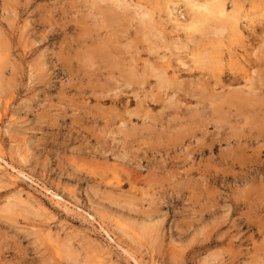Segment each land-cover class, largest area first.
Instances as JSON below:
<instances>
[{
    "label": "rangeland",
    "instance_id": "1",
    "mask_svg": "<svg viewBox=\"0 0 264 264\" xmlns=\"http://www.w3.org/2000/svg\"><path fill=\"white\" fill-rule=\"evenodd\" d=\"M127 1L111 28L108 1L0 0V264H264V0H217L223 14L199 31L172 22L190 21L183 0ZM130 69L148 87H125ZM163 70L176 95L158 92Z\"/></svg>",
    "mask_w": 264,
    "mask_h": 264
},
{
    "label": "bare ground",
    "instance_id": "2",
    "mask_svg": "<svg viewBox=\"0 0 264 264\" xmlns=\"http://www.w3.org/2000/svg\"><path fill=\"white\" fill-rule=\"evenodd\" d=\"M110 2L111 4H108L109 6H107L106 8H108V9H106L105 7H103L102 6V8H104L103 10V13L105 12V10H107L106 12H105V16H106V18H107V22L105 21V23H107V24H110L111 23V28H112V23L114 22L115 24H117V23H119L120 21L119 20H121V19H123V16H124V11H126V10H128V9H130L131 7H132V5L130 4V3H128L129 1H127L126 2V0H93V2H92V4L90 5V6H92V7H90V8H92L93 9V7L95 8V6H97L96 4L98 3H106V2ZM131 1V0H130ZM162 1V0H161ZM167 1V0H166ZM165 1V3H163V5L165 4V5H168L169 3H170V0H168L167 2ZM174 1V0H173ZM179 1V0H178ZM182 1V0H181ZM227 1V0H226ZM249 1V0H248ZM247 1V2H248ZM260 1V0H259ZM91 2V1H90ZM155 2H157V1H155ZM183 2L185 3V8L187 7V10L189 11V14H190V18H189V22L187 21L186 23H184V22H182V23H180V25H179V20L177 19V16L174 18V16H172V15H170L171 17H173V19H172V22H174L175 24L174 25H178V26H180V27H178V28H182V29H184V31L185 30H189V29H191V30H197V31H199L198 29H200L202 26H203V24L205 23V22H207L208 21V19H209V16H212V15H214V14H223V9L222 8H219L218 6V4L216 3V2H219V1H217V0H183ZM221 2H222V0H221ZM220 2V3H221ZM225 2V1H224ZM223 2V3H224ZM151 3H153V2H151ZM159 3V2H158ZM158 3H157V5H158ZM161 3V2H160ZM159 3V4H160ZM174 3V2H173ZM184 3H182V4H184ZM226 3V2H225ZM154 4V3H153ZM179 4V3H178ZM177 4V5H178ZM181 4V3H180ZM179 4V5H180ZM222 4V3H221ZM230 5H231V3H229ZM243 4H244V2H243ZM139 5V4H138ZM152 5V4H151ZM175 5V4H174ZM259 5V4H258ZM262 6H263V4H261ZM100 5H98L97 7H99ZM106 6V5H105ZM154 6L156 7V5L154 4ZM160 6V5H159ZM257 6V5H256ZM97 7L95 8V10L97 9ZM177 7V6H176ZM181 7V6H180ZM232 7V6H231ZM243 7V6H242ZM101 8V9H102ZM134 8H136L135 9V11L133 12L134 14H135V16H136V18H140L141 20V23H139V24H142L143 26H144V28H146V26L147 25H150V20L152 21V17H151V13L149 12V10L147 11V9L146 10H143V9H145V8H143V9H141L139 6H135ZM134 8H132L133 10H134ZM148 8V7H147ZM175 8V7H174ZM174 8H171V9H174ZM179 8V7H178ZM184 8V7H183ZM234 8V7H233ZM248 8V7H247ZM252 8V7H251ZM149 9V8H148ZM156 9H158V8H156ZM160 9H162V8H160ZM261 9V8H260ZM168 10V13L169 14H173V11L171 10V13H170V9H167ZM174 10H177L176 8L174 9ZM187 10H185V12L187 11ZM229 10V9H228ZM248 10V9H247ZM264 10V9H263ZM97 11H99V10H97ZM102 11V10H101ZM152 11V10H151ZM255 11H256V9H255ZM262 11V10H261ZM119 12H121V13H119ZM127 12V11H126ZM129 13H131V11L129 10L128 11ZM158 12V11H157ZM176 12V11H175ZM252 12V11H251ZM263 12V11H262ZM107 13V14H106ZM128 13V14H129ZM162 13H164V12H162ZM249 13H250V11H249ZM254 12H252V14H253ZM132 14V13H131ZM154 14L156 15V13H155V9H154ZM165 14V13H164ZM183 14V13H182ZM229 14H230V12H229ZM240 14V13H239ZM244 14V13H243ZM99 15H100V13H99ZM115 15H118V17H121V19L119 18H117L118 19V21L119 22H117V19L115 20V18L117 17H115ZM126 15V14H125ZM175 15V14H174ZM176 15H177V13H176ZM180 15V14H179ZM188 15V14H187ZM228 15V14H227ZM115 17V18H113V17ZM130 16V14L128 15V17ZM133 16V15H132ZM152 16H153V14H152ZM233 16V15H232ZM103 16H102V14H101V18H102ZM125 17H127V16H125ZM127 17V18H128ZM134 17V16H133ZM158 17V16H157ZM184 17V16H183ZM186 17V16H185ZM188 17H189V15H188ZM188 17H186V18H188ZM154 18V17H153ZM165 18V17H164ZM167 18V17H166ZM214 18H216V16L214 17ZM234 18V17H233ZM102 19H104V17L102 18ZM129 20L131 19L132 21H133V18L132 17H129L128 18ZM159 19V18H158ZM182 19V18H181ZM105 20V19H104ZM103 20V21H104ZM108 20H110L109 22H108ZM131 20H130V22H131ZM168 20V19H167ZM184 19H182L181 21H183ZM216 20V19H215ZM222 20V19H221ZM113 21V22H112ZM116 21V22H115ZM134 21H135V19H134ZM139 21V22H140ZM169 21V20H168ZM167 21V22H168ZM214 21V20H213ZM228 21V20H227ZM234 21V20H233ZM240 21V20H239ZM263 21V20H262ZM125 22H128V21H125ZM163 22H165L164 20H163ZM226 22V21H225ZM229 22V21H228ZM121 23V22H120ZM152 23V22H151ZM159 23V22H158ZM161 23V22H160ZM208 23V22H207ZM213 23V22H212ZM227 23V22H226ZM254 23V22H253ZM121 24H123V22L121 23ZM126 23H124V25H125ZM131 24V26H132V23H130ZM134 24V23H133ZM164 24H166V22L164 23ZM169 24V23H168ZM171 24V23H170ZM206 24V23H205ZM214 24H216L215 22H214ZM223 24H224V22H223ZM232 24V23H231ZM105 25V24H104ZM118 25V24H117ZM117 25H115V27L117 26ZM123 25V26H124ZM142 25H140V26H142ZM158 25V24H157ZM207 25V24H206ZM217 25V24H216ZM227 25V24H226ZM114 26V25H113ZM118 26H120V28L122 27V25H118ZM126 26H127V24H126ZM125 26V27H126ZM128 26H129V24H128ZM127 26V28H129ZM165 27H166V25H164ZM169 26H171V25H169ZM208 26V25H207ZM259 26V25H258ZM148 27V26H147ZM152 27H153V25H152ZM160 27V26H159ZM165 27H162V28H165ZM175 27V26H174ZM205 27V26H204ZM215 27V26H214ZM222 27V26H221ZM230 27H231V25H230ZM241 27V26H240ZM260 27H262V26H260ZM264 27V26H263ZM120 28H117V29H120ZM127 28H126V32L125 33H128V35H130L129 33L130 32H128L127 31ZM133 28V27H132ZM132 28H130V29H132ZM138 29H139V27H137ZM148 28H151V26L150 27H148ZM157 28V27H156ZM170 28V27H169ZM212 28H213V26H211V31H213L212 30ZM113 29H114V27H113ZM136 30V31H138V32H140L141 34L143 33V32H146V30L144 31V30H142V27H141V31H139V30ZM175 29V28H174ZM204 29V28H203ZM209 29V28H208ZM215 29H216V27H215ZM219 29V28H218ZM255 29V28H254ZM115 30H116V28H115ZM123 30V29H122ZM129 30V29H128ZM152 30H154V27H153V29ZM157 30V29H156ZM159 30V29H158ZM164 30V29H163ZM170 30V29H169ZM172 30V29H171ZM201 30V29H200ZM207 30V29H206ZM206 30H204V32H207ZM238 30V29H237ZM100 31H102V30H100ZM109 31V30H108ZM118 31V30H117ZM130 31V30H129ZM151 31V30H150ZM180 30H178V32H179ZM182 31V30H181ZM203 31V30H202ZM219 31V30H218ZM228 31V30H227ZM255 31V30H254ZM99 32V31H98ZM110 32H111V30H110ZM112 32H113V30H112ZM120 32L121 31H119V34H120ZM155 32V31H154ZM167 32V31H166ZM171 32V31H170ZM176 32H177V30H176ZM195 32V31H194ZM201 32V31H200ZM215 32V31H214ZM219 32H221V31H219ZM219 32H217V33H219ZM244 32V31H243ZM114 33H116V32H114ZM125 33H124V36H125ZM136 33V32H135ZM163 33V32H162ZM198 33V32H197ZM217 33H216V35H217ZM246 33H248V32H246ZM91 34H94V33H91ZM156 34H158V32L156 33ZM155 34V35H156ZM174 34V33H173ZM194 34V33H193ZM207 34V33H206ZM206 34H204V35H206ZM208 34H209V32H208ZM208 34H207V36H208ZM226 34V33H225ZM238 34V33H237ZM243 34V33H242ZM105 35V34H104ZM109 35V34H108ZM108 35H106V36H108ZM137 35H138V33H137ZM154 35V34H153ZM163 35H164V33H163ZM211 35V37H213L212 36V34H210ZM232 35H234V33H232ZM231 34H230V36H232ZM239 35V34H238ZM252 35V34H251ZM110 36H111V34H110ZM117 36H118V34L116 33V35H114V37H115V39L117 40ZM191 36H192V34H191ZM235 36H236V33H235ZM264 36V35H263ZM262 36V37H263ZM4 37V36H3ZM104 37V36H103ZM129 37V36H128ZM138 37V36H137ZM141 36H139V38H140ZM143 38L145 37L144 35L142 36ZM148 37V36H147ZM153 37H155V36H153ZM157 37V36H156ZM155 37V38H156ZM174 37V36H173ZM179 37V36H178ZM178 37H176V38H178ZM183 37V36H182ZM204 37H206V36H204ZM209 37V36H208ZM218 37H219V35H218ZM250 37V36H249ZM254 37V36H253ZM108 39H109V37H107ZM120 38V37H119ZM124 38V37H123ZM126 38V37H125ZM154 38V39H155ZM160 37H158L157 39H159ZM170 38H171V36H170ZM194 38V37H193ZM200 38V37H199ZM215 38V37H214ZM214 38H213V41H214ZM111 39H113V38H111ZM137 39V38H136ZM161 39H166V38H161ZM179 39H180V37H179ZM211 39V38H210ZM215 39H217V38H215ZM242 39V38H241ZM256 39H258L257 38V36H256ZM114 40V39H113ZM116 40H114V41H116ZM134 40H135V38H134ZM139 39H137V41H138ZM152 40V39H151ZM163 40V41H164ZM167 40V39H166ZM173 40V39H172ZM181 40V39H180ZM185 40V39H184ZM187 40V39H186ZM252 40V39H251ZM260 40V39H259ZM258 40V41H259ZM262 40H264V39H262ZM106 43H107V41H106V38H105V40H104ZM122 42H123V40H121ZM120 41V42H121ZM127 41V40H126ZM140 41V40H139ZM146 41V40H145ZM144 41V42H145ZM149 42H151L150 40H148ZM169 41H170V39H169ZM188 41V40H187ZM194 41V40H193ZM192 41V42H193ZM216 41V40H215ZM4 42V41H3ZM99 42H100V40H99ZM109 42V41H108ZM111 42V41H110ZM119 42V41H118ZM128 42H131V41H128ZM157 42V41H156ZM160 42V41H159ZM162 42V41H161ZM173 42V41H172ZM185 42V41H184ZM189 42V41H188ZM187 42V43H188ZM208 42V41H207ZM248 42V41H247ZM264 42V41H263ZM97 43V42H96ZM135 43V42H134ZM138 43V42H137ZM139 43H141V42H139ZM147 43L148 42H146L145 43V45H147ZM154 43V42H153ZM158 43V42H157ZM164 43V42H163ZM194 43H196L195 41H194ZM202 43V42H201ZM220 43H223V41H221ZM226 42H224L223 44H225ZM244 43V42H243ZM246 43V42H245ZM100 44H102V43H100ZM100 44H98V45H100ZM110 44V43H109ZM124 44H127V43H124ZM149 44V43H148ZM159 44V43H158ZM168 44H170V43H168ZM178 44V43H177ZM182 44V43H181ZM198 44V43H197ZM210 45H211V43H209ZM238 44H239V42H238ZM246 44H248V43H246ZM245 44V45H246ZM251 44H252V42H251ZM259 44V43H258ZM117 45H119V44H117ZM129 46H130V44H128ZM132 45H133V43H132ZM135 46H136V43L134 44ZM139 45V44H138ZM154 44H151V46L154 48L155 46H153ZM175 45H176V43H175ZM180 45V44H179ZM184 45H185V43H184ZM103 46H105L104 44L102 45V48L101 47H99V49H101V51L103 50L104 51V47ZM110 46V45H109ZM114 45L112 44V47H113ZM121 46V44L119 45V47ZM135 46H132V48L133 47H135ZM140 46H141V44H140ZM139 46V47H140ZM160 46H161V44H160ZM166 46V45H165ZM173 46V45H172ZM171 46V47H172ZM181 46V45H180ZM186 46V45H185ZM196 46V45H195ZM208 46V45H207ZM213 46V45H212ZM217 46H218V43H217ZM221 46V45H220ZM256 46V45H255ZM254 46V47H255ZM8 47V46H7ZM93 47V49H95V47L94 46H92ZM111 47V46H110ZM122 47H123V45H122ZM121 47V48H122ZM143 47V46H142ZM175 47H178V46H175ZM188 47V46H187ZM209 47V46H208ZM230 47V46H229ZM253 47V46H252ZM253 47V48H254ZM258 47V46H257ZM262 47V46H261ZM2 48V47H1ZM85 48V47H84ZM114 48V47H113ZM115 48H117V47H115ZM136 48V47H135ZM134 48V49H135ZM144 48V47H143ZM142 48V49H143ZM147 48V47H146ZM151 48V47H150ZM153 48L152 49H150V51L151 50H153ZM162 48V47H161ZM164 48V47H163ZM167 48V47H166ZM186 48V47H185ZM191 48H192V46H191ZM200 48V47H199ZM202 48V47H201ZM218 48V47H217ZM216 48V49H217ZM223 48V47H222ZM251 48V47H250ZM259 48V47H258ZM90 49V48H89ZM118 49V48H117ZM116 49V51H118ZM126 50H128L127 48H125ZM133 49V50H134ZM149 49V48H148ZM155 49H156V47H155ZM172 48H170V50H171ZM179 49V48H178ZM206 49V48H205ZM209 49V48H208ZM213 49H214V47H213ZM216 49H214V50H216ZM260 49H262V48H260ZM109 50V49H108ZM113 50V49H112ZM121 50H123V49H121ZM125 50V51H126ZM143 50H145V49H143ZM163 51H164V49H162ZM169 50V49H168ZM177 50V49H176ZM186 50H188V49H186ZM192 50V49H191ZM201 50V49H200ZM219 50V49H218ZM217 50V51H218ZM251 50V49H250ZM258 49H256V51H257ZM93 51H95V50H93ZM120 51V50H119ZM124 51V50H123ZM171 51H174V50H171ZM181 51H183V49H182V47H181ZM193 51H195V50H193ZM205 51V50H204ZM208 51H210V50H208ZM2 52V51H1ZM86 52H88V50L86 51ZM85 52V53H86ZM112 52V51H111ZM110 51H108V53H111ZM114 52V51H113ZM128 52H129V50H128ZM127 51L126 52H123V53H128ZM134 52V51H133ZM135 52H137V50L135 51ZM140 51L138 50V53H139ZM160 52H162V51H160ZM175 52V51H174ZM177 52H179V51H176V53ZM187 52V51H186ZM197 52V51H196ZM212 52V51H211ZM229 52V51H228ZM235 52V51H234ZM246 52V51H245ZM248 52V51H247ZM254 52H255V50H254ZM261 52V51H260ZM85 53L83 54V55H85ZM115 53V52H114ZM118 53V52H117ZM121 53V52H120ZM120 53H118V54H120ZM122 53V54H123ZM153 53V52H152ZM164 53V55H167V54H165V52H163ZM180 53V52H179ZM183 53V52H182ZM188 53V52H187ZM190 53H192V52H190ZM194 53V52H193ZM207 53H209V52H207ZM206 53V54H207ZM236 53V52H235ZM256 53H258V52H256ZM4 54H5V52H4ZM104 54H105V51H104ZM122 54L120 55V56H122ZM148 54V53H147ZM213 54V53H212ZM243 54V53H242ZM259 54V53H258ZM3 55V54H2ZM5 55H7V54H5ZM90 55H91V53H90ZM90 55H88L87 57L89 58V56ZM94 56L92 57V58H95L96 60L98 59V56H100V54L99 53H97L96 51L94 52V54H93ZM101 55H102V53H101ZM110 56H111V54H109ZM123 55H125V54H123ZM128 55V54H127ZM126 55V56H127ZM129 55H131L132 56V58L134 57L133 56V54L131 53V54H129ZM129 55H128V57L127 58H131V57H129ZM140 55H141V53H140ZM153 55H156L155 53L153 54ZM180 55V54H179ZM199 55V54H198ZM209 55H211L210 53H209ZM226 55V54H225ZM1 56V55H0ZM148 56V55H147ZM161 57H162V55H160ZM177 57H178V55H176ZM187 56V55H186ZM200 56V55H199ZM7 57H8V55H7ZM83 58H84V56H82ZM86 57V56H85ZM86 57V58H87ZM112 58H113V56H111ZM123 57V56H122ZM153 57V56H152ZM151 57V58H152ZM166 57V56H165ZM192 57V56H191ZM249 57H250V55H249ZM5 58V57H4ZM90 58H91V56H90ZM92 58L90 59L91 61L90 62H92ZM101 57H99V59H100ZM135 58V57H134ZM137 58V57H136ZM160 58V57H159ZM170 58V57H169ZM168 58V59H169ZM203 58V57H202ZM209 58V57H208ZM226 58H227V56H226ZM242 58V57H241ZM258 58V57H257ZM264 58V57H263ZM101 59H103V60H105V61H102V62H104V64L106 63L107 65H105L106 66V68H108L109 67V69H112V67H114V65H117L118 64V61H115V58L114 59H109V58H107L106 57V55H103L102 56V58ZM126 59V58H125ZM138 59V58H137ZM142 59H144V58H141V60ZM176 59H178V58H176ZM219 59V58H218ZM236 59V58H235ZM238 59H239V57H238ZM1 60V59H0ZM84 60H87V59H84ZM84 60H83V62H84ZM124 60V59H123ZM135 60V59H134ZM149 60V59H148ZM151 60V59H150ZM149 60V61H150ZM160 60V59H159ZM179 60V59H178ZM209 60V59H208ZM240 60V59H239ZM4 61H6V60H4ZM88 61V60H87ZM98 61V60H97ZM129 61V60H128ZM140 61V60H139ZM153 61V60H152ZM158 61V60H157ZM180 61V60H179ZM209 61H211L212 62V59L211 60H209ZM243 61V60H242ZM246 61V60H245ZM2 62V61H1ZM89 62V61H88ZM88 62H84V63H88ZM90 62L88 63V65H92L94 62H92L91 64H90ZM142 62V61H141ZM140 62V63H141ZM148 62V61H147ZM183 62V61H182ZM201 63H202V61H200ZM199 61H198V65H200L199 63H200ZM210 62V63H211ZM129 63V62H128ZM132 63V62H131ZM137 63H139V62H137ZM143 63V62H142ZM153 63H155V62H153ZM152 63V64H153ZM159 63V62H158ZM170 63V62H169ZM219 63V62H218ZM95 64H96V66H95ZM98 64L99 63H96V61H95V63L93 64L95 67H97L98 66ZM125 64V63H124ZM166 64H167V62H166ZM180 64H181V62H180ZM186 64V63H185ZM189 64V63H188ZM194 64H196V63H194ZM207 64H209V63H207ZM206 64V65H207ZM214 64V63H213ZM216 64V63H215ZM241 64V63H240ZM93 65H92V67H93ZM126 65V64H125ZM137 65V64H136ZM154 65V64H153ZM174 65V64H173ZM182 65V64H181ZM187 65V64H186ZM189 65H191V64H189ZM203 65V64H202ZM201 65V66H202ZM212 65V64H211ZM251 65V64H250ZM101 66V65H100ZM104 66V67H105ZM157 66V65H156ZM168 66H170V65H168ZM177 66V65H176ZM175 66V67H176ZM178 66H179V64H178ZM95 67H93V69L94 70H97V69H99V68H95ZM102 67H103V64H102ZM101 67V68H102ZM116 67V66H115ZM127 67V66H126ZM131 67V66H130ZM142 67L143 66H141V69H142ZM146 67H149V66H146ZM158 67H160V66H158ZM163 67V66H162ZM191 67V66H190ZM196 66H194L193 68H195ZM248 67V66H247ZM106 68H102L103 69V71H105V69ZM133 68H135V66H133L132 67V70H133ZM144 68V67H143ZM151 68V67H150ZM164 68V67H163ZM167 68H169V67H167ZM180 68H181V66H180ZM179 68V69H180ZM192 68V67H191ZM205 68V67H204ZM204 68L202 69V70H204ZM214 68V67H213ZM240 68V67H239ZM136 70H137V68H135ZM145 70H146V68H144ZM166 69V68H165ZM188 69H189V67H188ZM196 69H198V68H196ZM199 69H201V68H199ZM219 69V68H218ZM108 70V69H107ZM114 70H117V69H114ZM148 70H149V68H148ZM147 70V71H148ZM158 70V69H157ZM167 70V69H166ZM175 70V69H174ZM195 70V69H194ZM211 70V69H210ZM220 70V69H219ZM237 70V69H236ZM236 70H235V72H236ZM97 71H99V70H97ZM101 71V70H100ZM118 71V70H117ZM119 71L120 72H123L120 68H119ZM138 71V70H137ZM150 71V70H149ZM153 71H155V70H153ZM153 71H150V73H152ZM179 71V70H178ZM186 71V70H185ZM96 72V71H95ZM116 72V71H115ZM114 72V73H115ZM140 72V71H139ZM190 72H191V70H190ZM216 72V71H215ZM248 72V71H247ZM263 72V71H262ZM127 73V72H126ZM125 73V74H126ZM137 73V72H136ZM135 72H133V71H131V69H130V71L126 74V76H125V78H124V81H125V83H124V86L125 87H127V88H131V86H133L134 84H136L137 85V87L139 88V89H141L142 87H144V86H147L148 84H146V82L142 79V78H136V76H138L137 74H136ZM180 73H181V71H180ZM183 73V72H182ZM196 73V72H195ZM211 73H213V72H211ZM100 74H102V73H100ZM99 74V75H100ZM103 74H105V73H103ZM103 74L101 75V76H103ZM117 74V73H116ZM124 74V75H125ZM149 74V73H148ZM156 74V73H155ZM154 74V75H155ZM171 74V73H170ZM209 74V73H208ZM214 74V73H213ZM98 75V74H97ZM96 75V76H97ZM123 75V74H122ZM151 75V74H150ZM179 75V74H178ZM194 75V74H193ZM204 75H206V74H204ZM231 75V74H230ZM100 76V77H101ZM106 76V75H105ZM190 76V75H189ZM192 76V75H191ZM237 76V75H236ZM254 76V75H253ZM261 76V75H260ZM116 77V76H115ZM201 77V76H200ZM235 77V76H234ZM247 77V76H246ZM255 77V76H254ZM108 78H110V75H108ZM118 78V77H117ZM156 78V77H155ZM154 78V79H155ZM203 78V77H202ZM207 78H208V76H207ZM229 78V77H228ZM243 78V77H242ZM250 78V77H249ZM262 78V77H261ZM102 79V78H101ZM106 78H104L103 80H105ZM114 79V78H113ZM153 79V80H154ZM157 79H158V83H159V86H158V84H157V87L159 88V91L158 92H161L163 89L164 90H167V91H172V93L174 94V95H176L177 94V92L176 91H178L179 90V88L177 87L178 85H177V83H173L172 81H171V79H168L167 78V71H165L164 72V70H163V73H161V74H159V76H157ZM179 79V78H178ZM204 79H206V78H204ZM253 79V78H252ZM115 80H116V78H115ZM148 80V79H147ZM200 80V79H199ZM203 80V79H202ZM210 80V79H209ZM217 80V79H216ZM251 80V79H250ZM258 80V79H257ZM256 80V81H257ZM101 81V80H100ZM109 81V80H108ZM110 81H111V79H110ZM119 81H120V79H119ZM118 80L116 81V82H119ZM197 81V80H196ZM230 81H232V79L230 80ZM229 81V82H230ZM253 81V80H252ZM261 81V80H260ZM263 81V80H262ZM261 81V82H262ZM103 82H106V81H103ZM112 82V81H111ZM114 82V81H113ZM115 82V83H116ZM195 82V81H194ZM237 82V81H236ZM246 82V81H245ZM254 82V81H253ZM260 82V83H261ZM107 83V82H106ZM120 83V82H119ZM179 83H181V82H179ZM233 83V82H232ZM146 84V85H145ZM228 84V83H227ZM230 84V83H229ZM256 83H254V86L251 84V87H250V89H248V90H250L251 92H252V90H253V87H255V88H259V86H258V84H259V82H258V84L257 85H255ZM116 85V84H115ZM123 85V84H122ZM155 85V84H154ZM179 85H181V84H179ZM210 85V84H209ZM246 85V84H245ZM249 85H250V82H249ZM260 85H264V84H260ZM117 86V85H116ZM119 86V85H118ZM188 86V85H187ZM257 86V87H256ZM134 87H136V86H134ZM148 87V86H147ZM185 87V86H184ZM189 87V86H188ZM221 86H219V88H220ZM239 87V86H238ZM102 88V87H101ZM118 88H120V87H118ZM155 88V87H154ZM187 88V87H186ZM193 88H194V86H193ZM203 88V87H202ZM213 88V87H212ZM214 88H216V87H214ZM249 88V87H248ZM260 88H261V86H260ZM104 89V88H103ZM102 89V90H103ZM105 89H106V87H105ZM123 89V88H122ZM133 89V88H132ZM149 89V88H148ZM156 89V88H155ZM160 89H161V91H160ZM109 90H110V88H109ZM124 90V89H123ZM143 90H144V88H143ZM185 90V89H184ZM200 90V89H199ZM203 90V89H202ZM217 90V89H216ZM112 91V90H111ZM117 91H119V90H117ZM149 91V90H148ZM166 91V92H167ZM170 91V92H171ZM187 91L188 90H186V91H184V92H186L187 93ZM254 91V90H253ZM258 91V90H257ZM120 92V91H119ZM126 92V91H125ZM131 92H132V90H131ZM138 92V91H137ZM142 92V91H141ZM147 92V91H146ZM184 92H182V93H180V95L181 94H183ZM198 92V91H197ZM214 92V91H213ZM256 92V91H255ZM259 92V91H258ZM106 93V92H105ZM114 93H116V91L114 92ZM118 93V92H117ZM129 93V92H128ZM162 93V92H161ZM186 93H185V95H186ZM202 93H203V91H202ZM201 93V94H202ZM206 93V92H205ZM215 93V92H214ZM223 93V92H222ZM238 93H240V92H238ZM244 93V92H243ZM262 93V92H261ZM108 94H110L109 92H108ZM111 94H112V92H111ZM134 94V93H133ZM140 94H142V93H140ZM145 94V93H144ZM160 94V93H159ZM163 94V93H162ZM165 94V93H164ZM192 94H194V93H192ZM210 94V93H209ZM216 94V93H215ZM226 94V93H225ZM234 94V93H233ZM232 94V95H233ZM247 94H248V92H247ZM255 93L253 92V94L251 95V96H253ZM263 94V93H262ZM119 95V94H118ZM130 95V94H129ZM206 95V94H205ZM218 95V94H217ZM216 95V96H217ZM229 95V94H228ZM100 96V95H99ZM127 96V95H126ZM145 96H146V94H145ZM163 96V95H162ZM161 96V97H162ZM183 96H184V94H183ZM215 96V95H214ZM262 96V95H261ZM264 96V95H263ZM102 97V96H101ZM100 97V98H101ZM111 98H112V96H110ZM130 97V96H129ZM135 97V96H134ZM134 97H132V98H134ZM160 97V98H161ZM207 97V96H206ZM205 97V98H206ZM242 97V95H240V98ZM116 98V97H115ZM150 98H153V97H151L150 96ZM149 98V99H150ZM186 98V97H185ZM194 98H195V96H194ZM193 98V99H194ZM226 98H227V96H226ZM228 98H229V96H228ZM247 98V97H246ZM138 99V98H137ZM168 99V98H167ZM206 99H208V98H206ZM259 99V98H258ZM258 99H257V101H258ZM130 100V99H129ZM132 100V99H131ZM172 100V99H171ZM195 100H196V98H195ZM229 100V99H228ZM234 100H236V98H234ZM242 100V99H241ZM240 100V101H241ZM249 100V99H248ZM110 101V100H109ZM126 101V100H125ZM139 101V100H138ZM152 101H153V99H152ZM175 100H173V102H174ZM186 101V100H185ZM190 101V100H189ZM188 101V102H189ZM245 101V100H244ZM243 101V102H244ZM249 101H251V100H249ZM253 101H256V100H254L253 99ZM130 102V101H129ZM146 102V101H145ZM168 102V101H167ZM220 102H222V101H220ZM235 102V101H234ZM259 102V101H258ZM99 103V102H98ZM186 103V102H185ZM214 103H215V101H214ZM232 103V102H231ZM240 103V102H239ZM239 103H237V104H239ZM141 104H142V102H141ZM170 104V103H169ZM174 104V103H173ZM173 104H172V106H173ZM180 104V103H179ZM222 104H224V103H222ZM233 104V103H232ZM235 104V103H234ZM241 104V103H240ZM245 105L244 106H246V102L244 103ZM256 104H257V102H256ZM261 104V103H260ZM100 105V104H99ZM108 105V104H107ZM106 105V106H107ZM121 105V104H120ZM187 105V104H186ZM242 105V104H241ZM253 105H254V103H253ZM258 105V104H257ZM112 106V105H111ZM144 106V105H143ZM178 106V105H177ZM180 106V105H179ZM178 106V107H179ZM190 106V105H189ZM213 106H215V105H213ZM233 106V105H232ZM101 107V106H100ZM103 107V106H102ZM182 107V106H181ZM197 107V106H196ZM224 107V106H223ZM240 107V106H239ZM241 107H243V106H241ZM125 108V107H124ZM158 108V107H157ZM167 108H168V106H167ZM176 108V107H175ZM183 108V107H182ZM192 108V107H191ZM201 108V107H200ZM219 108V107H218ZM225 108V107H224ZM236 108H237V106H236ZM126 109V108H125ZM140 109V108H139ZM146 109V108H145ZM150 109V108H149ZM169 109V108H168ZM176 109H178V108H176ZM196 109V108H195ZM197 109H198V107H197ZM205 109V108H204ZM234 109V108H233ZM233 109H231V110H233ZM245 109V108H244ZM251 109V108H250ZM254 109V108H253ZM101 110H102V108H101ZM104 110V109H103ZM120 110H122V109H120ZM141 110V109H140ZM148 110V109H147ZM163 110V109H162ZM161 110V111H162ZM165 110V109H164ZM170 110H171V107H170ZM239 110H242V109H239ZM239 110H237L238 112H239ZM255 111H256V109H254ZM110 111V110H109ZM117 111V110H116ZM150 110H148V113H150L149 112ZM154 111V110H153ZM168 111V110H167ZM172 111V110H171ZM179 111V110H178ZM195 111V110H194ZM201 111V110H200ZM217 111H219V110H217ZM234 111V110H233ZM263 111V110H262ZM262 111H260V112H262ZM106 112V111H105ZM112 112V111H111ZM120 112V111H119ZM152 112V111H151ZM166 112V111H165ZM169 112V111H168ZM175 112H176V110H175ZM191 112V111H190ZM204 112V111H203ZM259 112V113H260ZM110 113V112H109ZM122 113V112H121ZM124 113V112H123ZM122 113V114H123ZM129 113H132V111L131 112H129ZM163 113V112H162ZM161 113V114H162ZM171 113V112H170ZM174 113V112H173ZM192 113V112H191ZM191 113H188V114H191ZM197 113H199V111H197ZM205 113V112H204ZM216 113V112H215ZM214 113V114H215ZM219 113V112H218ZM217 113V114H218ZM258 113V114H259ZM121 114V115H122ZM132 114H134V113H132ZM131 114V115H132ZM139 114V113H138ZM143 114H145V113H143ZM151 114V113H150ZM160 114V115H161ZM163 114H165V113H163ZM177 114V113H176ZM183 114V113H182ZM201 114V113H200ZM216 114V115H217ZM234 114H236L235 112H234ZM245 114V113H244ZM250 114V113H249ZM254 114V113H253ZM253 114H252V116H253ZM116 115V114H115ZM199 115V114H198ZM205 115V114H204ZM203 114L201 115V117L202 116H204ZM226 115V114H225ZM240 115H242V117H243V113L242 114H240ZM239 115V117H241ZM248 115V114H247ZM257 115V114H256ZM105 116H107V115H105ZM111 116V115H110ZM116 116H118V115H116ZM155 116V115H154ZM153 116V117H154ZM164 117H165V115H163ZM194 116H197V114L196 115H194ZM227 116V115H226ZM230 116V115H229ZM260 116H262V115H260ZM109 117V116H108ZM133 117V116H132ZM142 117V116H141ZM193 117V116H192ZM200 117V118H201ZM207 117V116H206ZM237 117V116H236ZM235 117V118H236ZM244 117H246V116H244ZM248 117V116H247ZM250 117V116H249ZM257 117V116H256ZM259 117V116H258ZM122 118V117H121ZM147 118V117H146ZM150 118H152V117H150ZM203 118V117H202ZM213 118V117H212ZM211 118V119H212ZM221 118V117H220ZM220 118H218V119H220ZM229 119L231 118V119H233L232 117H228ZM253 119H254V117H252ZM126 119V118H125ZM124 119V120H125ZM136 119V118H135ZM141 119V118H140ZM161 119V118H160ZM163 119V118H162ZM195 119V118H194ZM214 120H216L215 118H213ZM226 119V118H225ZM241 119V118H240ZM247 119V118H246ZM257 119V118H256ZM259 119V118H258ZM177 120V119H176ZM180 120V119H179ZM190 120V119H189ZM242 121H243V119H241ZM260 120V119H259ZM263 120H264V118H263ZM123 121V120H122ZM133 121V120H132ZM131 121V122H132ZM143 121V120H142ZM147 121H148V119H147ZM154 121V120H153ZM159 121V120H158ZM191 121V120H190ZM198 121V120H197ZM235 121H237V120H235ZM127 122V121H126ZM143 122H145V121H143ZM193 122H195V121H193ZM199 122V121H198ZM246 122H250V121H247L246 120ZM254 122H257V121H255L254 120ZM254 122L252 123V124H254ZM119 123V122H118ZM150 123H151V121H150ZM150 123L148 122V124L150 125ZM155 123H156V121H155ZM251 123V122H250ZM258 123V122H257ZM262 123H264V122H262ZM146 125L147 126V130H151V127L149 126V125ZM197 124V127L199 126L198 125V123H196ZM200 124V123H199ZM216 124V123H215ZM219 124V123H218ZM248 124V123H247ZM130 125H131V123H130ZM153 125H156V124H153ZM159 125V124H158ZM256 125V124H255ZM259 125V124H258ZM123 126V125H122ZM121 126V127H122ZM150 127V129H148L149 127ZM161 126V125H160ZM186 126V125H185ZM226 126V125H225ZM251 129H252V127L250 126V125H248ZM125 127V126H124ZM123 127V128H124ZM127 127H128V125H127ZM132 127V126H131ZM189 127V126H188ZM192 127V126H191ZM256 127H257V125H256ZM259 127H260V125H259ZM259 127H257V128H259ZM139 128V127H138ZM144 127H142L141 128V130L143 129ZM126 129V128H125ZM156 129V128H155ZM260 129H261V127H260ZM139 130V129H138ZM139 131V132H143L144 133V131H146L145 129H143L144 131ZM161 130V129H160ZM261 130H263V129H261ZM260 130V131H261ZM125 131V130H124ZM131 131V130H130ZM136 131V130H135ZM152 131V130H151ZM157 131V130H156ZM249 131H251V130H249ZM253 131V130H252ZM256 131H259V130H255V132ZM146 132H148V131H146ZM153 132H154V130H153ZM224 132H225V130H224ZM128 131H127V135H128ZM134 133V132H133ZM135 133H137V132H135ZM156 133V132H155ZM227 133V132H226ZM263 133H264V131H263ZM130 134V133H129ZM228 134V133H227ZM258 134V133H257ZM256 134V135H257ZM124 135H125V132H124ZM140 135V134H139ZM262 135H264V134H262ZM132 136H133V134H132ZM146 136V135H145ZM157 135H155V137H156ZM226 136V135H225ZM261 136V135H260ZM126 137V136H125ZM129 137V136H128ZM254 137V136H253ZM133 138V137H132ZM159 138H160V136H159ZM157 139V138H156ZM234 139V138H233ZM227 140H225V142H226ZM238 141V140H237ZM142 142V141H141ZM236 142V141H235ZM248 142V141H247ZM156 145V144H155ZM159 145V144H158ZM215 146V145H214ZM240 155V154H239ZM1 160V159H0ZM130 187H132V186H130Z\"/></svg>",
    "mask_w": 264,
    "mask_h": 264
}]
</instances>
